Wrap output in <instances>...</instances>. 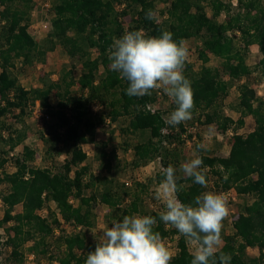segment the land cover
Returning a JSON list of instances; mask_svg holds the SVG:
<instances>
[{"label":"trees","instance_id":"16d2710c","mask_svg":"<svg viewBox=\"0 0 264 264\" xmlns=\"http://www.w3.org/2000/svg\"><path fill=\"white\" fill-rule=\"evenodd\" d=\"M118 1L121 3L122 0H55L57 14L52 22L53 31L49 39L37 47L28 33V4L25 11H22L14 7L19 0H0V20L4 24L3 42L0 44V119L13 111H18L19 116H23L31 105L39 101L42 108L56 119L55 141L47 151L53 155L65 153L68 156L62 171L54 173L48 168L33 167L35 151L24 145L22 154L13 157L16 171L12 174L3 172L0 176V185L8 186L6 193L0 190V199L6 207L0 224H13L14 236L7 242L12 247L13 264H22L23 253L20 249L27 242L35 241L36 249L43 247L44 254L48 253L44 248L45 241L54 233L59 222L55 217L51 222L40 217L38 211L46 203H54L63 221L83 230L94 225L96 203L100 202L116 210L123 201L112 186L108 187L110 181L107 179L104 180V190L93 192L91 196L85 195V191L95 187L94 176L85 165L88 157L82 149L83 145L95 139L97 123L91 112V105L107 103L110 106L112 122L127 117L130 118V131L149 132L150 139L146 143L133 147L134 167H145L156 159H162L164 166L168 167V152L163 144L165 141L171 142L176 136L163 135L166 122L161 110L152 113L147 109L155 102L153 90L150 96L127 95L128 82L110 68L111 46L115 39L126 33L118 19L113 16V5ZM125 1L128 9H139L136 12L137 18L127 32L143 30L146 37H160L163 32L169 31L177 43L192 39L201 41L199 59L202 67L195 71L194 66L186 61L183 70L193 89L192 117L203 110L206 113L204 123L216 124L222 134L235 123L237 128L243 127L244 119L248 116L254 119L255 129L250 134L244 136L235 133L232 136L233 142L227 157L208 156L201 148H198V153L203 160L202 167L209 171L205 172L207 181L212 174L213 178H219L220 190L234 189L238 197L253 198L250 204L241 207L232 223L234 233L226 235L221 231L224 245L219 249L217 257L223 252L231 255V264H264V99L256 100L255 92L243 86L239 104L242 109L240 119L234 122L231 118L224 117L217 111L216 106L226 97L229 86L217 71L207 66L210 54L223 61L224 72L231 80L249 77L252 70L246 64L245 55L251 46L257 45L262 54L259 68L264 74V0H238L240 11L232 15L231 6L223 0H160L169 4L168 19L162 23H157L154 18H146L149 10L152 15L155 11L154 0ZM204 4L210 8L212 17L206 12ZM221 13L228 15L226 23L220 24L216 21ZM126 14L125 10L122 15ZM71 32L74 34L71 35ZM237 34L241 35L239 40L236 39ZM57 46H61L69 57H78L82 61L84 71L79 80H75L71 72H68L57 84H49L41 89H25L11 71L14 62L22 59L23 63L31 64L34 58L45 59L46 54L54 51ZM92 50L97 51L96 58H91ZM101 67L105 70V75L100 79L99 85H96ZM76 85L82 89L80 96L72 95V89ZM54 91L59 99L58 110L55 112L50 105V97ZM108 96H115L117 99L108 101ZM174 105L177 108L175 102ZM179 125L182 128L181 123ZM16 134L17 136L8 135L9 150H0V170H4L8 164L9 154L25 142V132ZM41 140L46 145L49 144L47 136L42 135ZM59 143L63 145V150L58 149ZM101 159L103 164L106 163L104 168L110 171V163L106 161L108 155L105 152H102ZM72 173L74 176H71ZM87 177L89 180L85 182ZM157 178L159 185L164 175ZM178 184L184 187L176 195L186 204H192L195 197L205 191V188L193 183L191 178H182ZM72 197L78 203L77 206L72 204ZM137 201L124 209V216L141 213ZM17 206H22V211L15 214ZM162 210L142 214L157 218L154 231H158L164 241L169 236L180 235L179 252L170 264H191L194 257L187 239L174 227L159 220ZM59 240L65 251L58 264H85L88 253L94 251L96 245L88 242L81 232L60 237ZM1 247L0 236V249ZM249 248L258 249L259 256L250 257L247 254Z\"/></svg>","mask_w":264,"mask_h":264},{"label":"rangeland","instance_id":"374dc122","mask_svg":"<svg viewBox=\"0 0 264 264\" xmlns=\"http://www.w3.org/2000/svg\"><path fill=\"white\" fill-rule=\"evenodd\" d=\"M112 1V0H104ZM227 5L231 6V15L240 11L238 7V0H223ZM155 11L153 18L157 23H162L168 19L169 4H164L160 0H154ZM30 7L27 17L28 33L33 38L37 47L41 46L46 40L49 39V35L53 31L52 22L56 17L57 10L55 7V0H19L14 5L15 8L25 11L26 6ZM237 4V6L233 5ZM206 12L212 17L210 8L204 4ZM115 18L118 19L119 24L122 25L127 33L128 28L133 25V21L137 18V9H128L127 2L122 0L121 3L114 2L113 5ZM126 10L127 14L124 16L122 13ZM2 7H0V12ZM195 11V10H193ZM216 21L220 24L228 21V15L221 13ZM25 22V23H26ZM51 24V26H50ZM4 24L0 20V44L3 42L2 26ZM71 35L74 32L70 33ZM232 35V33H229ZM241 35L237 34L236 39L239 40ZM185 46L189 50L188 63L194 66L195 71H199L202 67V61L199 59V50L202 47L200 40L192 39L184 42ZM239 44V42H237ZM241 45V44H240ZM91 58L97 57V51H90ZM209 63L207 66L217 71L220 78L224 80L228 86V93L225 98L218 102L216 109L224 117L231 118L234 122H237L241 117V89L246 86L249 90L255 92L257 99H264V74L259 68V63L262 59V54L257 45L251 46L245 55L246 64L252 70V74L249 77H243L241 80H231L224 72L223 61L209 54ZM13 74L19 79L20 84L27 90L35 88H46L49 84H57L61 82L62 77L71 72L75 80H79L84 69L82 61L78 58H71L67 55L66 51L57 46L52 52L46 54L45 59L34 58L31 64L23 63V60H16L14 67L11 69ZM1 72V66H0ZM105 75V70L101 67L96 79V85H99L100 79ZM82 89L79 85H76L72 89V95L80 96ZM155 95V107L162 111L163 118L166 122L170 114L176 110L174 100L167 96L162 89L153 90ZM118 94V93H117ZM108 101L117 99L115 96H108ZM59 99L56 96V92L50 97V105L55 112L58 110ZM107 104V103H106ZM105 103H96L91 105V112L97 127L95 130V139L89 144L82 146L83 152L87 155V161L85 165L90 168V174L94 176L95 187L93 190L85 191L86 196H91L93 192L102 191L105 189L104 180H109V186H112L122 197V203L116 210H112L110 207L98 202L94 206L95 222L91 228H75L71 224L63 221L60 212L56 205L52 202L46 203L45 207L38 211V214L42 219L51 222L54 217L58 220L59 226L55 227L54 233L49 236L45 241V249L47 254L42 251L43 247L35 248V241L25 243L20 252L23 253L22 264H58V260L64 256L65 248L59 240L60 237H64L70 234L83 233L88 242L96 244L103 240L102 233L105 229L110 227L113 221H120L124 217V209H127L134 201L140 204L141 213L133 214L145 216L142 212L150 214L156 210H162L163 203L154 199V193L158 187L157 176H162V168L164 166L162 159H156L149 163L145 167H134V151L133 147L137 144L146 143L150 139L149 132H132L129 130L130 118L121 117L116 122L111 121L110 106ZM152 105V104H150ZM256 105V101L254 102ZM68 112L71 115L70 109ZM206 114L203 110H200L195 117L191 120L181 122L180 125L171 126L166 123L167 135L176 136V138L166 141L163 144L165 150H167V162L168 165H172L174 168L179 169L180 165L190 161L191 159L199 156L198 145L203 149L204 154L212 157H227L230 151V144L233 142L232 134L235 133L241 135H248L255 129V122L251 116L244 119V126L237 128V123L231 125L228 129L229 133L225 137H222V132L218 129L216 124L206 125L204 123ZM100 120H103L100 121ZM100 122V123H99ZM56 119L52 117L47 111H45L41 103L37 101L34 105H31L26 114L19 116L18 111H13L6 117L0 119V150L5 152L9 150V143L7 141L10 135L17 136L16 132H25L26 139L23 145L16 148L9 154V162L5 166L4 170H0V176L3 172L12 174L16 171L14 158L20 156L23 152V146L27 145L35 151V160L32 166L35 168H48L54 173L62 171V166L68 159V156L63 153L57 155L56 153L49 154L47 149L52 148ZM196 127L199 129L196 134H191L190 128ZM227 131V132H228ZM62 132V131H61ZM188 132V138L182 139L181 134ZM221 134V137L219 136ZM9 135V136H8ZM47 136L49 144L46 145L42 142L41 137ZM195 137V140L193 138ZM189 140V143L187 142ZM58 149H64L63 145L59 143ZM66 150V149H65ZM66 152V151H63ZM102 152L108 155V161L110 163L111 170L104 168L102 162ZM176 154V155H175ZM14 157V158H13ZM205 172H209L205 169ZM182 178V173H178ZM71 176H74L72 173ZM255 178V176L253 177ZM89 177L85 182H88ZM111 181L113 184H111ZM219 178H213L210 174V180L208 181V187L205 191H212L218 193L221 185L219 184ZM188 185V184H187ZM185 185V187H187ZM0 190L4 193L8 191V186L5 184L0 185ZM204 191V192H205ZM253 201L251 196L239 197L236 202L231 201L229 203V215L223 221V232L226 235H232L234 230L232 223L237 218L240 209L245 204H250ZM71 202L74 206H77L75 198H71ZM6 207L0 199V222L2 221ZM22 206H17L14 213H20ZM132 216V215H131ZM12 223L0 224V236L2 247L0 249V264H13L11 259L12 247L7 244L8 239L14 236L12 231ZM180 235L169 236L164 242L173 252V257L178 254V241ZM39 239H36L38 241ZM224 245L223 241L221 246ZM188 247L191 253L194 251V246L188 242ZM247 254L252 257H258V249L249 248Z\"/></svg>","mask_w":264,"mask_h":264},{"label":"clouds","instance_id":"9594fccd","mask_svg":"<svg viewBox=\"0 0 264 264\" xmlns=\"http://www.w3.org/2000/svg\"><path fill=\"white\" fill-rule=\"evenodd\" d=\"M146 18H153L151 10ZM189 50L184 41L173 40L169 31L160 37H146L143 30L129 31L115 39L110 49V68L119 73L129 86L131 97L152 95L160 90L177 105L166 123L171 126L192 119L193 89L184 76ZM198 148L202 145H198ZM200 156L180 165L162 168L164 179L154 193V199L163 203L159 220L174 227L194 246L191 264H231V255L217 253L222 244L223 221L230 209L225 195L212 191L202 192L192 204L183 203L176 195L183 190L178 184V173L191 178L193 183L208 187L205 168ZM157 218L146 215H125L102 233L103 240L96 242L94 251L87 255L85 264H170L173 252L154 226Z\"/></svg>","mask_w":264,"mask_h":264},{"label":"built area","instance_id":"2783aa9c","mask_svg":"<svg viewBox=\"0 0 264 264\" xmlns=\"http://www.w3.org/2000/svg\"><path fill=\"white\" fill-rule=\"evenodd\" d=\"M233 5L237 6V4H233ZM50 26H51V24H50ZM147 109H148L149 111H151L152 113H155V112H158V111H159V108L155 107L154 104L149 105V106L147 107ZM166 126H167V125H166ZM197 131H198V129H197L196 127H193V128H190V131H188V132L191 133V134H196ZM188 132L181 134V138H182V139H186V138H188ZM228 133H229V131H228ZM228 133H227V134H228ZM163 135H167V127L164 128V130H163ZM232 135H233V134H232ZM193 140H195V137L193 138ZM187 142L189 143V140H187ZM164 143H166V141H165ZM218 193L223 194V195H225V196L227 197V199H228V204H229L231 201L236 202V201H237V198H239L238 195H237V193L235 192L234 189L220 190Z\"/></svg>","mask_w":264,"mask_h":264},{"label":"crops","instance_id":"0c3cea01","mask_svg":"<svg viewBox=\"0 0 264 264\" xmlns=\"http://www.w3.org/2000/svg\"><path fill=\"white\" fill-rule=\"evenodd\" d=\"M198 133H199V129H198ZM227 133H228V132H226L225 134H222V135H223L222 137H224ZM227 135H228V134H227ZM227 135H226V136H227ZM219 136L221 137V134H220ZM226 136H225V137H226ZM232 136H233V135H232ZM231 146H232V144H230V149H231ZM229 152H230V151H229ZM211 157H212V156H211ZM222 246H223V245H222ZM222 246H220V249L222 248Z\"/></svg>","mask_w":264,"mask_h":264}]
</instances>
